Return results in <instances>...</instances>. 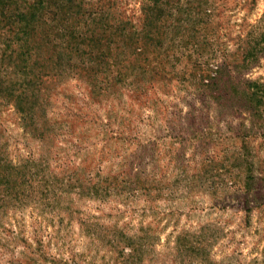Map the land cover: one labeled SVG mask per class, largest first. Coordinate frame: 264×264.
Masks as SVG:
<instances>
[{
    "label": "rangeland",
    "instance_id": "obj_1",
    "mask_svg": "<svg viewBox=\"0 0 264 264\" xmlns=\"http://www.w3.org/2000/svg\"><path fill=\"white\" fill-rule=\"evenodd\" d=\"M0 264H264V0H0Z\"/></svg>",
    "mask_w": 264,
    "mask_h": 264
}]
</instances>
